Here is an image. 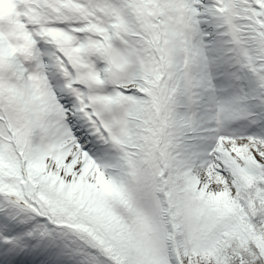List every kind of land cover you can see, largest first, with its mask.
<instances>
[{
    "label": "snow or ice",
    "instance_id": "6c2138e0",
    "mask_svg": "<svg viewBox=\"0 0 264 264\" xmlns=\"http://www.w3.org/2000/svg\"><path fill=\"white\" fill-rule=\"evenodd\" d=\"M0 264H264V0H0Z\"/></svg>",
    "mask_w": 264,
    "mask_h": 264
}]
</instances>
